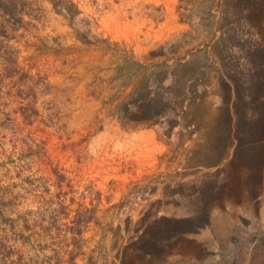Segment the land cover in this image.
Instances as JSON below:
<instances>
[{
	"label": "rangeland",
	"instance_id": "1",
	"mask_svg": "<svg viewBox=\"0 0 264 264\" xmlns=\"http://www.w3.org/2000/svg\"><path fill=\"white\" fill-rule=\"evenodd\" d=\"M0 264H264V0H0Z\"/></svg>",
	"mask_w": 264,
	"mask_h": 264
},
{
	"label": "crops",
	"instance_id": "2",
	"mask_svg": "<svg viewBox=\"0 0 264 264\" xmlns=\"http://www.w3.org/2000/svg\"><path fill=\"white\" fill-rule=\"evenodd\" d=\"M245 99H247V103H245L244 105L240 106V108L237 110H234L233 112V118L234 119H242L243 121H246L248 122L249 120H253V118L256 119V111H254L253 109V103H252V99L248 98V97H245ZM261 98H257V101L260 100ZM262 100V99H261ZM233 110V109H232ZM234 114L236 115V117H234ZM255 117H254V116ZM230 125V124H229ZM210 132H219L220 130L217 129V131H214V130H208Z\"/></svg>",
	"mask_w": 264,
	"mask_h": 264
},
{
	"label": "trees",
	"instance_id": "3",
	"mask_svg": "<svg viewBox=\"0 0 264 264\" xmlns=\"http://www.w3.org/2000/svg\"><path fill=\"white\" fill-rule=\"evenodd\" d=\"M248 91L249 92H253L256 94V91L254 89L251 88L250 90V87L248 88ZM249 96H247L248 98L250 99H253V100H257L258 97L256 96H253L252 94L248 93ZM242 98V97H241ZM245 98V97H244ZM244 100V99H242ZM200 199V196H197V197H194L193 198V201H189V198H188V201H186V203H182L183 205H185V208L183 209V213H187V210H188V207H189V211H191L193 209V207H190V206H193L194 207H198L200 204H201V201H199ZM197 200V201H196Z\"/></svg>",
	"mask_w": 264,
	"mask_h": 264
}]
</instances>
